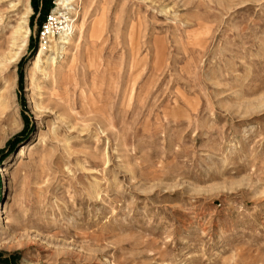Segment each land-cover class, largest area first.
Returning a JSON list of instances; mask_svg holds the SVG:
<instances>
[{
  "label": "rangeland",
  "instance_id": "obj_1",
  "mask_svg": "<svg viewBox=\"0 0 264 264\" xmlns=\"http://www.w3.org/2000/svg\"><path fill=\"white\" fill-rule=\"evenodd\" d=\"M0 264H264V0H0Z\"/></svg>",
  "mask_w": 264,
  "mask_h": 264
},
{
  "label": "trees",
  "instance_id": "obj_2",
  "mask_svg": "<svg viewBox=\"0 0 264 264\" xmlns=\"http://www.w3.org/2000/svg\"><path fill=\"white\" fill-rule=\"evenodd\" d=\"M38 2L41 3L42 11H43V13H45L48 9V4H49L50 0H32V6H33V9L35 10V12L38 10Z\"/></svg>",
  "mask_w": 264,
  "mask_h": 264
},
{
  "label": "bare ground",
  "instance_id": "obj_3",
  "mask_svg": "<svg viewBox=\"0 0 264 264\" xmlns=\"http://www.w3.org/2000/svg\"><path fill=\"white\" fill-rule=\"evenodd\" d=\"M28 10V9H27ZM67 28L69 29V27L67 26ZM26 30V29H25ZM63 31H64V28H63ZM95 46V45H94ZM90 59V58H89ZM7 60V59H6ZM88 61H90V60H88ZM90 63V62H89ZM90 67L91 68H95L96 66H95V64L94 63H92V64H90ZM133 81V80H132ZM23 151H24V149L23 150H21V152L19 153V155H22L23 154Z\"/></svg>",
  "mask_w": 264,
  "mask_h": 264
}]
</instances>
